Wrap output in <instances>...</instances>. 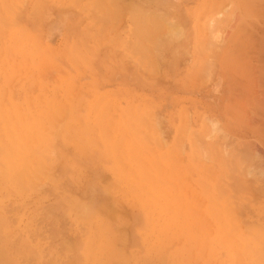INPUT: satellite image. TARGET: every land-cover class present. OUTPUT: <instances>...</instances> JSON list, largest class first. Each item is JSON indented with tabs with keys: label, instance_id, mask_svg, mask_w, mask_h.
Returning <instances> with one entry per match:
<instances>
[{
	"label": "rangeland",
	"instance_id": "rangeland-1",
	"mask_svg": "<svg viewBox=\"0 0 264 264\" xmlns=\"http://www.w3.org/2000/svg\"><path fill=\"white\" fill-rule=\"evenodd\" d=\"M263 117L264 0H0L6 257L264 264Z\"/></svg>",
	"mask_w": 264,
	"mask_h": 264
},
{
	"label": "bare ground",
	"instance_id": "bare-ground-1",
	"mask_svg": "<svg viewBox=\"0 0 264 264\" xmlns=\"http://www.w3.org/2000/svg\"><path fill=\"white\" fill-rule=\"evenodd\" d=\"M229 37V36H228ZM234 40V39H233ZM233 40H231L232 41V44H233ZM235 43V42H234ZM229 58V57H228ZM238 61H240V60H238ZM230 63V62H229ZM245 91H246V89H245ZM254 93V92H253ZM253 104V103H252ZM259 107V106H258ZM252 110V109H251ZM254 113V112H253ZM248 115H250V114H248ZM253 117V116H252ZM264 118V117H263ZM240 119H241V117H240ZM253 119H255L254 121L256 122V118H253ZM238 121V120H237ZM253 121V120H252ZM250 122V121H249ZM236 124H238V122L236 123ZM257 132V131H256ZM255 132V133H256ZM258 133V132H257ZM251 135V134H250ZM258 137H260V136H258ZM206 143V142H205ZM244 145V144H243ZM246 146V145H245ZM244 146V147H245ZM250 146V145H249ZM233 148V147H232ZM234 148L236 149V148H239V146H234ZM241 148V147H240ZM242 149V148H241ZM231 150H233V149H231ZM250 151H251V148H250ZM232 152V155L231 156H233V151H231ZM254 153L256 152V151H253ZM240 153V152H239ZM243 153V152H242ZM234 154H235V152H234ZM244 154V153H243ZM237 156H238V154H237ZM239 156H242L243 157V155H240L239 154ZM247 156H249V155H246V157ZM234 157V156H233ZM241 157V158H242ZM244 157H245V154H244ZM245 159V158H244ZM235 172H237V171H235ZM242 173H243V171H242ZM242 173H241V175H242ZM250 173V172H249ZM251 174V173H250ZM249 175V174H248ZM250 176V175H249ZM249 176H247V177H249ZM253 175H251L250 177H252ZM236 177V176H235ZM234 177V178H235ZM246 177V176H245ZM237 179L236 180H238V177H236ZM254 179H255V176L253 177ZM257 179V178H256ZM259 179V178H258ZM241 182H243V181H241ZM239 183V182H238ZM246 183V182H245ZM250 183H248V185H249ZM240 185V184H239ZM242 185H244V182H243V184ZM251 185V184H250ZM252 185H254V184H252ZM246 187V186H245ZM248 187V186H247ZM260 187V186H259ZM238 188V187H237ZM249 188V187H248ZM248 188H246V190L248 189ZM245 189V188H244ZM216 190H218V189H216ZM260 190H261V187H260ZM251 192V191H250ZM225 193V192H224ZM226 194V193H225ZM227 196V195H226ZM256 197H258V196H256ZM255 197V198H256ZM2 230V227L0 226V231ZM9 249H10V246L8 245V244H6V241H5V239L0 235V264H11L10 263V261H9V258H7L6 256H7V252H9ZM54 261H55V259H54ZM51 262V261H50ZM54 264V263H53ZM57 264V263H56Z\"/></svg>",
	"mask_w": 264,
	"mask_h": 264
}]
</instances>
